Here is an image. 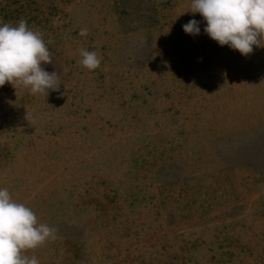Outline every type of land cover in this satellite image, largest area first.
<instances>
[{"label":"rangeland","instance_id":"rangeland-1","mask_svg":"<svg viewBox=\"0 0 264 264\" xmlns=\"http://www.w3.org/2000/svg\"><path fill=\"white\" fill-rule=\"evenodd\" d=\"M21 19L60 85L0 86V187L56 230L26 254L264 264V47L219 46L191 0H0V22Z\"/></svg>","mask_w":264,"mask_h":264},{"label":"clouds","instance_id":"clouds-1","mask_svg":"<svg viewBox=\"0 0 264 264\" xmlns=\"http://www.w3.org/2000/svg\"><path fill=\"white\" fill-rule=\"evenodd\" d=\"M191 13L200 14L206 22L204 33L219 46H228L242 56L251 54L254 46L264 47V0H191ZM182 29L186 34L199 35L200 21L190 19ZM79 35L86 36L87 30L81 29ZM79 52L84 68L92 71L99 67L95 51ZM51 62L39 30L29 27L23 19L14 26L0 22V86L7 82L31 94L59 91V75L43 67ZM55 231L38 223L28 206L0 187V264H39L34 255L26 252L55 239Z\"/></svg>","mask_w":264,"mask_h":264}]
</instances>
